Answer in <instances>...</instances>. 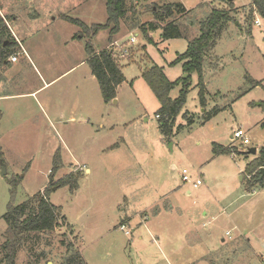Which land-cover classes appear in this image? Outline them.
I'll return each mask as SVG.
<instances>
[{"label": "rangeland", "instance_id": "rangeland-1", "mask_svg": "<svg viewBox=\"0 0 264 264\" xmlns=\"http://www.w3.org/2000/svg\"><path fill=\"white\" fill-rule=\"evenodd\" d=\"M233 1V19L203 63L207 103L193 73L167 137L157 117L161 103L142 74L157 65L171 81L184 78L183 63L172 62L199 35L213 7L228 8L224 0H168L188 10L168 19L186 37L168 40L160 29H141L156 21L153 10L165 0H127L113 35L87 34L68 20L104 24L106 0H0V14L16 17L7 23L19 37L17 64L0 65L7 169L2 176L0 164V264L9 204L49 187L51 203L62 208L57 228L30 233L17 264H264V186L249 188L245 169L255 154L243 153L264 145V16L255 13L249 21L252 0ZM109 35L120 44L137 40L129 60L117 59L126 80L106 102L88 45L100 51ZM111 48L118 53L116 43ZM237 129L249 144L232 137ZM214 143L234 152L215 155ZM183 169L203 184L185 182ZM70 175L77 187L74 181L54 186Z\"/></svg>", "mask_w": 264, "mask_h": 264}, {"label": "trees", "instance_id": "trees-1", "mask_svg": "<svg viewBox=\"0 0 264 264\" xmlns=\"http://www.w3.org/2000/svg\"><path fill=\"white\" fill-rule=\"evenodd\" d=\"M166 2L157 6L153 13L156 21L147 25H142L143 31L147 33L149 30L161 29V38L163 40L186 37L185 32L181 29L180 24L170 19L174 12L184 10L188 12L181 2ZM228 4V8L213 7L209 16L200 22V33L197 37L190 40L185 52L178 54L172 64L183 63L184 73L187 75L176 81L168 79L163 67L153 66L146 69L142 76L159 99L161 107L157 115L161 122V130L168 137L173 133V125L176 117L183 109L187 102L188 93L191 87V78L193 73L199 75V86L202 105L205 106L207 101L205 97L206 85L203 78V63L206 54L214 48L216 41L223 26H227L233 19L234 1L224 0ZM108 18L104 24H94L91 27L83 22L68 18L69 21L79 24L83 27L87 34H97L104 29H110L111 35L120 31L121 21L126 16L127 0H106ZM255 13L264 16V0H252L251 9L248 20L252 21ZM13 17L3 16L0 14V65L8 63V58L13 55L14 47L18 44L14 38L12 31L7 22ZM77 37V36H76ZM83 37V35H81ZM91 56L88 63L92 73L96 76L102 96L106 102H110L117 97V89L125 80L122 66L115 58L111 49H104L99 53H95L92 45H88ZM182 84L180 94L176 99L170 97L172 89ZM264 125V122H263ZM233 146H225L218 143L213 144V152L215 155L232 154ZM243 153H249L243 151ZM3 150L0 144V164H5L3 158ZM264 167V145L260 147L257 156L247 164L245 172L250 175L248 183L249 188L257 185L264 186V176L261 168ZM57 168L52 169L51 176L56 174ZM20 179L16 178L12 181L15 194V186ZM76 177L73 175L59 179L54 186L58 188L73 182L72 186L77 187ZM52 189L49 187L43 192L36 193L27 202L19 205L9 204L7 212L4 214L6 229L4 231V241L1 245L3 252L2 262L4 264H17V257L25 238L32 232H49L54 231L59 223V215L61 208L54 205L50 201ZM64 218V216L62 215Z\"/></svg>", "mask_w": 264, "mask_h": 264}, {"label": "built area", "instance_id": "built-area-1", "mask_svg": "<svg viewBox=\"0 0 264 264\" xmlns=\"http://www.w3.org/2000/svg\"><path fill=\"white\" fill-rule=\"evenodd\" d=\"M256 24L257 25L261 24L259 19H256ZM136 40H137V38L135 35L127 43L120 44V43L116 42L117 46L119 47L117 49L118 53L115 54L114 49H113V52H114V55L117 57V59L129 60L132 57V49H133V45L136 43ZM10 59H11V61L15 62L18 60V56L17 55H11ZM157 117L159 118V115H157ZM233 138L242 140L245 144H249L251 142L249 137L245 133H243L240 129H237L236 131H234ZM182 175H183V180L185 182L193 183V185L195 187H198V186L203 184V180L201 177H197L196 180H193L192 177L189 175L187 169L182 170ZM125 228H126V226L124 224H122L121 229H125ZM226 234L228 236H230L232 233L230 231H227Z\"/></svg>", "mask_w": 264, "mask_h": 264}, {"label": "crops", "instance_id": "crops-1", "mask_svg": "<svg viewBox=\"0 0 264 264\" xmlns=\"http://www.w3.org/2000/svg\"><path fill=\"white\" fill-rule=\"evenodd\" d=\"M186 7V6H185ZM187 9V8H186ZM0 10H1V7H0ZM13 20H16V17H13ZM9 23V22H8ZM9 26H10V24H9ZM142 30H143V28H141ZM10 30L12 31V34L14 35V38L16 39V40H18L19 41V37H17V33H16V30H15V28H13L12 26H10ZM104 30H106L107 32H108V34H110V30L109 29H104ZM161 30V29H160ZM150 31V30H149ZM147 33H149V32H147ZM146 33V34H147ZM77 37H76V34L74 35V36H72V39H76ZM112 38V36L111 35H109V37H108V43H107V45L102 49V50H104V49H111V50H113L112 48H111V46H113V45H115V43L116 42H119L118 41V38H117V36L116 37H113V39H111ZM17 41V42H18ZM102 50H100V51H102ZM100 51H94L95 53H99ZM19 61V60H18ZM18 61H15V62H13V61H11V59H10V57L8 58V63H12V64H14V63H16L17 64V62ZM164 69V68H163ZM164 72H165V70H164ZM3 73V71L1 70L0 71V74H2ZM166 74V73H165ZM94 75V74H93ZM125 75V74H124ZM125 78H126V76H125ZM233 137V136H232ZM1 144V143H0ZM2 146V145H1ZM108 148H110V147H106V149H108ZM259 150H260V148H257V153L255 154V157L257 156V154L259 153ZM88 171H89V169H88ZM61 208V207H60ZM61 210H62V208H61ZM228 231V230H227Z\"/></svg>", "mask_w": 264, "mask_h": 264}, {"label": "water", "instance_id": "water-1", "mask_svg": "<svg viewBox=\"0 0 264 264\" xmlns=\"http://www.w3.org/2000/svg\"><path fill=\"white\" fill-rule=\"evenodd\" d=\"M185 76H187V75H185ZM248 152L252 153V154H256L257 153V148L256 147H252V148L248 149ZM1 165H2L1 175L5 176L7 174L6 166H5V164H1ZM261 172H262V174L264 176V167L261 168Z\"/></svg>", "mask_w": 264, "mask_h": 264}]
</instances>
